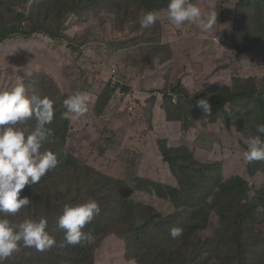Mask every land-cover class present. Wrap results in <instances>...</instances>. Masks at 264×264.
Returning a JSON list of instances; mask_svg holds the SVG:
<instances>
[{"label": "trees", "instance_id": "1", "mask_svg": "<svg viewBox=\"0 0 264 264\" xmlns=\"http://www.w3.org/2000/svg\"><path fill=\"white\" fill-rule=\"evenodd\" d=\"M169 3L170 0H0V43L11 36L27 39L38 29H46L49 21L65 23L93 5L115 21L117 27L113 36L106 43L82 41L69 53L75 52L83 61L89 59L85 52L88 48L102 47V52L111 60L109 66L117 67V76L102 82V89L92 96L91 113L95 118L103 120L116 111L110 104L112 96L119 91L122 100L130 99L129 104L134 99L153 107L158 105L165 120L178 125L181 137L197 124L200 116L206 123L220 124L233 132L243 146L258 134L256 126L264 124V68L261 69L264 63L256 61L246 74L237 70L225 83L215 80L193 91L191 84L197 80L194 76H210L220 69L218 67H227L228 62L217 64L211 70L200 60L192 59L187 51L188 65L180 80L173 84L168 82L169 73H166L163 88L155 91L149 87V96L141 100L139 91L132 90L128 84L129 73H133L132 80L135 76L136 80L143 81L144 77H150L146 73L148 70L164 65L170 67L168 62L158 60L154 55L160 45H169L167 38L162 39L159 25V19L168 15ZM149 11L158 12L159 18L150 27L143 28L141 20ZM10 15L12 18L7 20ZM231 21L230 25L228 22L222 27L228 42L225 50L249 56L251 61L264 58V0H234ZM22 22L27 23L25 28L29 31L20 33ZM180 28L176 27L179 32L174 33V37L181 36ZM217 36L221 39L222 34ZM11 75L1 76L0 91L24 83L21 77L12 81ZM40 78L38 87L50 85L52 91L44 95L33 93V97H28L33 103L43 97L54 101V117L46 125L53 135L44 142L41 151L55 153L58 163L39 183L21 191V197L28 196L31 200L27 207L15 214L0 213V219L6 218L13 225L25 220L45 219L46 231L56 243L50 249L37 251L34 247L24 246L21 241L4 264H96L95 253L110 235L123 243L124 258L135 264H233L232 257L236 264H244L242 234L246 243L250 227L264 228V216L259 210L260 206L264 207V187L253 185L250 176L232 175L225 179L219 163H199L185 146L171 145L166 138L156 139V145L169 176L141 177L138 172L145 148L144 138L138 133H134L135 142L123 144L115 158L99 151L103 154L102 159L108 161L107 167L85 166L82 172H88L78 177L75 172L79 167L71 150L74 132L71 120L64 118L63 102L76 92L87 93L93 75H84L79 80L67 78L68 93L62 91L50 74L45 76L44 73ZM200 99L208 101L209 113L198 106ZM36 123L33 116L18 126L28 135L35 131ZM92 149L93 146L90 152ZM254 164H258V169L264 173V160ZM127 166L135 171L131 183L123 178ZM180 174L189 180L182 179ZM90 200L96 201L101 209L82 229L92 234L93 242L65 245V230L57 224L64 206ZM111 212V220L102 217ZM209 212L213 213L219 232H222L221 239L216 240L213 255L203 260L200 251L207 236L202 231H195L196 223L200 222L193 219L198 213ZM173 228H181L182 235L173 239L170 235Z\"/></svg>", "mask_w": 264, "mask_h": 264}, {"label": "rangeland", "instance_id": "2", "mask_svg": "<svg viewBox=\"0 0 264 264\" xmlns=\"http://www.w3.org/2000/svg\"><path fill=\"white\" fill-rule=\"evenodd\" d=\"M194 4L200 7L205 17L215 15L217 17L215 25L211 30L204 31L197 23L185 22L180 28L185 42L173 49L171 44H174V33L179 31L170 22L168 15H163L159 19V25L162 39L167 38L169 45L164 47L160 45L154 55L157 56L158 60L162 59L168 62L170 67L164 65L156 70H148L146 73L150 77L148 79L144 77L143 81L136 80L135 76L132 80L133 73H129V76L126 77L127 82L131 85L132 90L139 91V100L149 96V87L155 91L162 89L166 73H169V83L173 84L180 80L179 77L182 76L184 67L188 65L184 48L188 50L192 59L200 60L211 70L217 64L228 62L227 67H218L220 69L210 76H194L197 80L191 84L193 91H198L202 86H206L215 80H221L225 83L237 70L246 74L250 66H253L256 61L264 63V58L251 61L249 56H239V54H232L225 50L228 42L223 35L225 31L222 27L224 23L229 22V25L232 23L234 0H195ZM29 5L27 6V15H29ZM11 18L12 15L7 16V20ZM26 25V22L21 23L22 31L20 33L29 31L25 28ZM189 25L193 27H189ZM45 27L46 29L42 28L38 31L34 29L37 32L26 39L28 41L26 50L19 43L12 46V54L6 55L0 51V80L5 73L12 74L10 76L12 81L21 77L27 96L33 97V93L44 95L52 91L50 85L38 87L42 81L40 76L44 73L45 76L50 74L64 93H68L67 78L73 77L75 80H79L84 75H93L90 90L87 92L89 99H91L87 105V112L70 122L74 132L71 150L79 167L78 172H75L78 177L82 173L85 175L88 172V170L82 172V168L85 166L95 169L107 167L108 161L102 159V155L107 154L115 158L123 144L135 142L134 133H138L144 138L145 148L142 166L138 172L141 177L156 179L159 176H169L166 165L160 159L156 145V139L166 138L174 146H185L189 141L192 142L196 149L194 147L191 149L197 152L199 160H219L217 163L223 170V178L226 179L232 175H243L245 178L250 176V182L253 185L264 187V173L258 169V164H254L255 161L249 163L243 159L242 153L247 147L245 143L248 144V142H243L244 145L242 146L237 136L224 129L220 124L206 123L199 116L196 127L191 128L184 137H181L178 125L174 122H167L163 110L158 105L153 107L132 99L133 105L137 109L134 110L133 108L134 111H129L130 99L122 100V94L119 91H116L112 96L110 104V108H115L116 111L108 114L103 120H98L93 116L91 113L92 96L95 97L102 89V82L111 78L108 68L114 67L117 76V67L109 66L111 60L102 52V47L88 48L85 52L89 59L85 58L83 61L77 57L75 52H69L75 49L73 46L80 45L82 41L91 43L110 41L117 26L115 21L103 11L89 5L76 18L65 23L49 21L48 26ZM183 29H185L184 32ZM43 33L50 36V39H46ZM218 33L222 34L221 39L218 38ZM16 37L18 36H11L3 40L1 49L9 51L11 46L9 40ZM213 37L217 38L215 41L217 46L214 44L206 45L209 42L205 43V40L212 41ZM116 58L118 59V56ZM263 68L264 66L261 69ZM35 90H38V93H35ZM92 146L93 149L90 152ZM99 151H104V153L101 154ZM134 174V169L127 166L123 178L126 182L131 183ZM165 181L170 183V181ZM259 210L264 216V207L260 206ZM102 217L111 220L112 212ZM193 220L200 222L199 230L207 236L206 244L200 251L201 258L207 260L208 256L213 255L216 237L219 233V224L211 212L198 213ZM205 221L206 225H204ZM220 239L221 236L219 235L217 242ZM95 254L96 264H135L124 258L123 243L113 235L108 236L103 241ZM232 261L233 264H236L233 257ZM246 264H264V228H249L246 234Z\"/></svg>", "mask_w": 264, "mask_h": 264}, {"label": "clouds", "instance_id": "3", "mask_svg": "<svg viewBox=\"0 0 264 264\" xmlns=\"http://www.w3.org/2000/svg\"><path fill=\"white\" fill-rule=\"evenodd\" d=\"M167 14L170 22L177 28L185 22H190L197 23L204 31H208L213 28L217 21L215 15L205 17L200 7L189 2V0H170ZM158 18V12L149 11L143 15L141 26L148 28ZM189 27L193 26L189 25ZM180 31L181 36H176L173 40L174 44H171L173 49L185 42L182 29ZM184 31L185 29H183ZM43 35L46 39H50V36L44 33ZM216 40L217 38L213 37L212 41L205 40V43L208 41L209 44L206 45L214 44L217 46ZM9 42L11 43L9 51L1 49L3 42L0 43V51L6 55L12 54L11 48L14 44L21 43L23 49L26 50V43H28L26 39L21 37L11 39ZM184 49L185 52L188 51L186 48ZM108 71L111 78L116 77V69L114 67L108 68ZM172 101L175 102L173 95ZM88 102L89 96L84 92H76L69 96L63 102L66 109L63 114L64 118L72 120L85 115ZM133 104L134 102L131 100L128 105L129 111L137 109ZM198 106L205 113H209L211 110L206 99H200ZM133 108L134 110H132ZM33 116L37 122L36 129L31 134L26 135L25 130L18 125H23ZM53 117L54 101L48 97H43L33 103L27 96L23 83L17 84L10 90L0 91V213L15 214L22 208L27 207L31 200L28 196L21 197V191L26 186L31 188L39 183L49 170L56 167L58 163L56 154L50 150L41 151L44 142L53 135L52 129L46 128V125L52 122ZM196 125L191 128L196 127ZM256 131L258 134L249 139L247 149L242 153L243 159L249 163L264 160V139L261 138L264 136V124L257 125ZM188 143L191 145L185 147L197 162L214 163L219 161L199 160L197 152L191 149L194 144L190 141ZM221 173L223 175V172ZM51 176L53 177V174ZM179 176L182 179L189 180L182 174ZM214 181L215 179L213 178L212 182ZM100 211L98 203L94 200L81 204L65 205L57 221L58 227L65 230V245H77L82 241H86L89 244L92 243L94 240L92 234L85 233L82 229ZM196 224L195 231H200V223ZM204 225H206V222ZM46 228L47 221L45 219H40L39 221L25 220L19 225H13L6 218L0 219V264H4L5 260L18 249L21 241H23L24 246L34 247L37 251L50 249L56 241L54 237L49 235ZM221 232L218 233L216 240L221 235ZM170 235L173 239H176L182 235V229L173 228L170 231ZM241 239L243 242L244 264H246V243L243 241V234Z\"/></svg>", "mask_w": 264, "mask_h": 264}, {"label": "crops", "instance_id": "4", "mask_svg": "<svg viewBox=\"0 0 264 264\" xmlns=\"http://www.w3.org/2000/svg\"><path fill=\"white\" fill-rule=\"evenodd\" d=\"M189 145H191L190 143H187L185 146H189Z\"/></svg>", "mask_w": 264, "mask_h": 264}]
</instances>
